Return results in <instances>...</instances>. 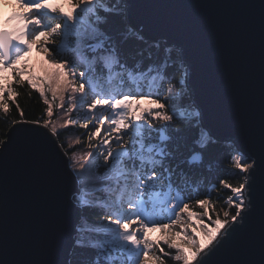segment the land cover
<instances>
[{
  "label": "snow or ice",
  "instance_id": "1",
  "mask_svg": "<svg viewBox=\"0 0 264 264\" xmlns=\"http://www.w3.org/2000/svg\"><path fill=\"white\" fill-rule=\"evenodd\" d=\"M17 2L26 10L13 12L0 25V108L7 113L8 100L14 101L16 96L13 84L26 82L39 90L48 105L49 118L53 108L46 91L54 100L59 98L61 107L67 96V113H79L86 106L83 128L88 129L95 121L94 131L87 134L91 151L73 153L66 161L76 185L70 192L72 205L81 213L73 224L76 264H164L165 256L176 264H219L214 257L229 246L231 256L223 264H264V2L260 12L259 127L258 131L247 129L254 139L258 138L259 151L246 155L237 148V154L231 155L229 150L231 163L238 170L235 175H243L244 182L232 187L220 181L232 193L227 197L228 210L223 211V219L219 213L215 219L209 215V207L215 211L211 193L205 192L203 199L195 201L204 209L202 213L191 211L183 198L189 181H194L220 140L226 138L214 127L216 113L212 105L192 103L198 91L211 90V85L198 80L194 60L181 57L182 79L170 74L166 64L143 66L136 60L130 65L129 59L144 55L143 49L136 48V42L143 43L144 36L131 23L130 0H66L69 11L53 6L50 0ZM57 35L61 37L59 42L54 39ZM69 36L77 37L76 59L66 54ZM34 45L50 58L46 66L41 65L42 75L21 63ZM152 55L149 52L147 58L151 60ZM77 63L85 68L78 85L73 71ZM172 82L182 87L176 90ZM141 100L152 106L141 107ZM16 107L21 120L12 124L29 123L23 120V109L18 104ZM176 121L182 127H173ZM77 122L69 119L61 127ZM31 123L37 126V133L56 144L58 127L50 119L41 117ZM50 125L52 135L46 131ZM93 138L98 143L92 144ZM11 142V134L7 143L0 140L5 149ZM60 148L63 150V145ZM254 156L255 162L247 163ZM100 168L104 169L102 174ZM89 172L95 179L88 176ZM98 193L103 194L102 199ZM89 210L106 215L92 225L85 215ZM231 210L234 215H230ZM193 219L197 226L191 223ZM175 227L180 231H174ZM155 228H160L164 236L150 241L147 233ZM198 236H203L204 242ZM161 242L175 250L174 257L159 247ZM154 245L159 247L160 255L155 254ZM4 252L5 246H0V256ZM8 264L43 262L12 260Z\"/></svg>",
  "mask_w": 264,
  "mask_h": 264
},
{
  "label": "water",
  "instance_id": "2",
  "mask_svg": "<svg viewBox=\"0 0 264 264\" xmlns=\"http://www.w3.org/2000/svg\"><path fill=\"white\" fill-rule=\"evenodd\" d=\"M262 2L130 0L131 23L144 40L175 48L180 61L182 56L194 60L198 80L211 90L198 91L192 103L211 104L214 127L226 137L220 142L246 155L259 151L258 138L247 129L258 131L260 119ZM36 127L31 122L12 124L4 140L7 143L11 134L12 142L7 149L0 146V246H5L0 264H71L73 224L81 213L70 198L76 185L66 164L69 155L60 148L57 135L53 145ZM46 131L52 135L50 127ZM255 160L254 156L247 163ZM230 256L231 246L214 260L223 264Z\"/></svg>",
  "mask_w": 264,
  "mask_h": 264
},
{
  "label": "trees",
  "instance_id": "3",
  "mask_svg": "<svg viewBox=\"0 0 264 264\" xmlns=\"http://www.w3.org/2000/svg\"><path fill=\"white\" fill-rule=\"evenodd\" d=\"M57 22L62 21H53V23ZM54 39L59 42L61 40V37L57 35L56 37H54ZM75 40H77L76 36H69L68 38L69 47L67 49L66 54L71 59H76L79 55V53L75 51ZM136 48L137 50L143 49L144 55L137 56L135 60L129 59L128 63L130 65L134 64L136 60L142 61L143 66H147L149 63H159L161 65L166 64L167 71L170 74L174 73L177 79H181L180 73L182 72V70L180 69V62L177 59V53L174 49L166 47L160 41L156 43H149L147 40H144L143 43L137 41ZM149 52L153 54L151 60L147 58ZM85 55L90 56V53L85 52ZM71 59L69 61L70 64ZM57 60H59V58H57ZM73 69L78 78L77 82L79 84L81 82L80 73L85 71V68L82 67L79 63H77L73 67ZM97 73L100 74L99 69H97ZM172 83H174V88L176 90H179L182 87V85L179 83ZM164 87L166 89L168 85L165 84ZM13 90L14 93H16V96L14 101L8 100V112L5 113L4 110L0 108V140L6 139V135L8 130L10 129V126L12 125V121L21 120L19 110L16 107L17 104L19 105V108L23 109L24 111L23 120L25 121L32 122L43 117V119H50L51 123L53 124L54 122L52 120L60 117V114L58 112H60L61 108L58 107L56 99L54 100L53 97L50 96V93H46V97L48 96V102L53 108V115L51 118L46 115L48 105L44 103V98L40 96L38 89H32L31 86L25 82L23 85L13 84ZM161 95H163V93ZM5 99H8L7 95L5 96ZM85 109L86 106L84 109H80L78 113V118L80 119L79 123H76V125H69L67 127H64L63 129L58 130L57 137L61 142V145H63L64 150H66V152L68 153L69 158L72 156L73 153L77 152V149L80 148L84 150L88 149L89 151H91V149L88 147L89 140L87 134L90 131H94V123L89 124L88 129L83 128V124L85 122L83 118ZM68 118L66 117L65 121L69 120ZM156 126L159 127L158 124ZM172 126L182 127L179 121H176ZM49 127L51 128V125ZM72 141H76V143L71 145ZM91 143L96 144L98 143V140L96 138H93ZM231 149V145H229L228 143L219 142V146L214 151L212 158L210 160L205 161L203 167L195 174L194 181H189L188 186L184 190L183 198L186 203H189L190 209H193L194 211L199 210V207L195 204V201L198 199H203L205 192L211 193V196L209 198L216 211L226 208L227 197L230 196L231 192L229 189L225 188L224 185L220 183V181L223 180L227 184H230L232 187H234V185L240 184L241 182L239 181V176L235 175L237 171H235V169L229 166V164H232L231 156L229 155V150ZM234 154L235 153L231 151V155ZM103 171V168H100L98 170V172L101 174L103 173ZM88 176L91 177V179H95V177L92 176L91 172L88 173ZM97 196L101 199L103 198L102 193H98ZM208 211H213V207H209ZM231 212L232 213L230 215L235 214L234 210H231ZM85 215H87V220L89 224L96 225L99 222L100 217L102 215H106V213L89 210L85 213ZM211 215L213 216L212 213ZM113 219H115V217H113ZM104 224H107L106 220ZM166 250L170 253H173V250ZM71 252L72 256L70 263L76 264V261L74 259V249H72ZM158 253L160 252L158 251ZM171 257H174V254H171ZM164 264H176V261L173 258L165 256Z\"/></svg>",
  "mask_w": 264,
  "mask_h": 264
},
{
  "label": "rangeland",
  "instance_id": "4",
  "mask_svg": "<svg viewBox=\"0 0 264 264\" xmlns=\"http://www.w3.org/2000/svg\"><path fill=\"white\" fill-rule=\"evenodd\" d=\"M50 2L53 4V6H63V8H64L65 11L71 10V8H70L69 4L66 2V0H50ZM25 10L26 9L20 8L17 0H0V25L1 24L4 25V21L13 12H22V11H25ZM7 26L8 27H11V24H9ZM75 41H76L75 42V45H77V40H75ZM49 60H50V58L49 57H46V54L44 53V51L34 45L33 48H32V50H31V52L28 54L27 57H25V60L22 61L21 63L22 64H26L29 67H32L34 73H36L38 75H42L43 73L41 72V65H45L46 66L47 63L49 62ZM73 71H74V69H73ZM75 81H76V83L78 85V82H77L78 81V78H77L76 75H75ZM46 93H50V92L46 91L45 92V95H46ZM50 96L52 97L51 93H50ZM156 98L158 99L160 97H156ZM56 102L58 103V107L61 108L60 112H58L60 114V117H58V118H56V119H54L52 121L54 122L53 124H55L58 127V130L64 128V127H61V126H64L65 125V118L66 117L67 118L69 117L68 119H75V120H77L78 121L77 123L80 122V119L78 118V113L77 112L74 111L72 113H67V109L69 107L68 100H67V96L65 97V100L63 102V106L62 107L60 106L61 105V101L59 100L58 97L56 98ZM133 103H135V102H133ZM140 105H141V107H150V106H152L146 100H141L140 101ZM66 113H67V115H66ZM93 123H95V121ZM102 133H101V138H103V134ZM221 142H223V141H221ZM72 144L73 143H71V145ZM113 146H115V145H113ZM231 148H232L231 149L232 152L235 153L234 155H236L237 152L235 151V149H236L235 146H232L231 145ZM87 152H89L88 149L84 150V149L80 148V149H77V152L75 154L76 155H84ZM100 158H101V160L103 159L102 156ZM229 166L232 167L233 169H235V171H238L235 168V165L234 164H231V165L229 164ZM239 181H241L240 183H243V181H244L243 176L239 175ZM238 186H239V184L234 185V187H238ZM231 194L232 193H230V195ZM198 207H199V210L198 211H194L193 209H190V210L193 211V212H196V213H202L204 211V209H202L200 206H198ZM227 207H228V204L226 203V208H224V209L225 210H228ZM224 209H220L218 211H216V210L215 211H211V212H209V215L211 216L212 219H215L216 218V214L219 213L220 214V218L223 219L222 213H223ZM211 213L213 214V216L211 215ZM231 213L232 212L230 211V214ZM182 216L184 217L185 220L188 219L187 214H182ZM197 219H198V217H197ZM163 222L164 223H168L169 221L164 220ZM205 222H207V220ZM191 223L193 224V226H197L196 219H193L191 221ZM174 231H180L179 227H175L174 228ZM197 231L198 232L200 231V229L198 227H197ZM189 234H191V230H189ZM147 235H148V238H149L150 241H157L162 236H164V232L160 228L149 229ZM197 238L201 241V236H198ZM159 247H162L163 249L165 248L164 249V252H166V253L169 252V251L166 250V249H168L167 245L163 244L162 242L159 245ZM159 247H157L155 245L153 246V249H154L156 255H160V253H158ZM149 254L151 256L153 253L150 252ZM171 254H174L175 255V250H173V253H171Z\"/></svg>",
  "mask_w": 264,
  "mask_h": 264
},
{
  "label": "bare ground",
  "instance_id": "5",
  "mask_svg": "<svg viewBox=\"0 0 264 264\" xmlns=\"http://www.w3.org/2000/svg\"><path fill=\"white\" fill-rule=\"evenodd\" d=\"M1 25H2V24H1ZM161 42H162V41H161ZM162 43H163V42H162ZM169 48H172V47H169ZM172 49H174V50L176 51V53H177V50H176L175 48H172ZM177 59L179 60V62H181L180 59H179L178 53H177ZM180 69L183 71V68L180 67ZM201 242H204V238H203V236H201Z\"/></svg>",
  "mask_w": 264,
  "mask_h": 264
}]
</instances>
